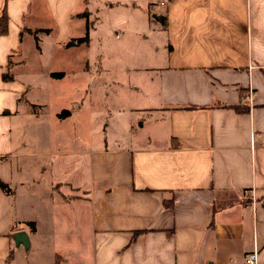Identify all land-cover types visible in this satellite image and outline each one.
<instances>
[{"label": "crops", "instance_id": "crops-1", "mask_svg": "<svg viewBox=\"0 0 264 264\" xmlns=\"http://www.w3.org/2000/svg\"><path fill=\"white\" fill-rule=\"evenodd\" d=\"M163 1L0 0V264H264V0ZM117 30L119 73L155 77L147 119L124 145L64 149L76 101L47 122L35 90L90 76L86 50ZM43 38L62 76L25 72Z\"/></svg>", "mask_w": 264, "mask_h": 264}, {"label": "rangeland", "instance_id": "rangeland-1", "mask_svg": "<svg viewBox=\"0 0 264 264\" xmlns=\"http://www.w3.org/2000/svg\"><path fill=\"white\" fill-rule=\"evenodd\" d=\"M131 38L129 35L122 34L118 30L114 33H104L100 40L101 44L93 40L86 50L89 68L92 70L90 76H81V78L78 76V83H63L60 86L55 83H42L39 85L40 90H35L42 97L44 95V99L48 105V109L43 114L47 122L52 120L51 112H55L58 109H69L71 107L70 102L76 101V116L68 122L65 130L62 131V135H65V137L60 142L62 145H65V147L63 146L64 149H70L71 151L87 150L93 147L89 143H92L94 138L95 140L99 138L103 146L124 145L125 138L135 134L139 122H143L141 119H147V117L141 116L139 112L135 113L134 111L148 104L147 97H150L149 100L154 101L153 85L150 82L155 77L151 76V78H148L137 75L126 77L122 75L123 72L119 73L120 71L117 69L121 68L124 63H128L129 57L127 56L134 50L130 44V42L134 41ZM42 42V51H40V54L36 53L34 55L39 61H33L31 64H28L25 72L27 74L30 72L35 77L50 70L52 73L50 77L54 78L52 75L57 74L58 68L54 67L55 65L48 67V64L52 61L48 56L53 52L51 51L49 42H46L44 38ZM33 43L37 51L39 43L36 38L33 39ZM98 56H101L103 60L99 61ZM136 64H139V62ZM29 68L30 70H28ZM101 69L103 71L99 73ZM80 75L84 74L81 73ZM137 85L141 89L143 88L147 94L142 95L141 90L139 92L135 91V86ZM70 86H77V91H81L79 97H77V91H68ZM86 118L89 120L87 125ZM81 124L83 125L81 126ZM52 130V137L56 136L57 133L60 134V132ZM58 145L61 146L60 143ZM44 183L46 184L45 181H42L41 185L43 186ZM24 203L27 204L29 201L17 199V208L19 210L23 209ZM35 212V209L30 210L28 214H33L34 216ZM48 251L49 248H46L45 252L47 254Z\"/></svg>", "mask_w": 264, "mask_h": 264}, {"label": "trees", "instance_id": "trees-1", "mask_svg": "<svg viewBox=\"0 0 264 264\" xmlns=\"http://www.w3.org/2000/svg\"><path fill=\"white\" fill-rule=\"evenodd\" d=\"M2 16L0 18V36L5 34L7 32V16L4 12V10L2 11ZM88 35L86 34L83 38H77L76 40H71L69 41V43L67 44V47H71V46H76V45H79V44H82V43H87L88 41ZM53 77H57V76H62V74H53L52 75ZM68 112L64 110V112L60 113L58 116L59 117H63L64 114H67ZM0 189L1 191L5 192L6 194L9 193V188L3 184L1 181H0ZM32 224L30 223V226Z\"/></svg>", "mask_w": 264, "mask_h": 264}, {"label": "built area", "instance_id": "built-area-1", "mask_svg": "<svg viewBox=\"0 0 264 264\" xmlns=\"http://www.w3.org/2000/svg\"><path fill=\"white\" fill-rule=\"evenodd\" d=\"M159 1V5L160 6H164V1L163 0H158ZM248 102H250L252 104L253 99H254V95L251 93H248ZM257 252L256 250L252 251L251 253H248L245 255L243 263L242 264H258L257 263Z\"/></svg>", "mask_w": 264, "mask_h": 264}]
</instances>
